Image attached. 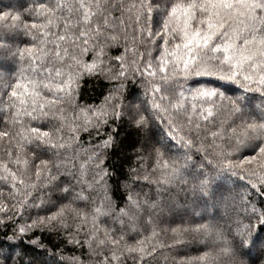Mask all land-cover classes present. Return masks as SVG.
<instances>
[{
  "label": "snow or ice",
  "instance_id": "6c2138e0",
  "mask_svg": "<svg viewBox=\"0 0 264 264\" xmlns=\"http://www.w3.org/2000/svg\"><path fill=\"white\" fill-rule=\"evenodd\" d=\"M0 264H264V0H0Z\"/></svg>",
  "mask_w": 264,
  "mask_h": 264
},
{
  "label": "trees",
  "instance_id": "16d2710c",
  "mask_svg": "<svg viewBox=\"0 0 264 264\" xmlns=\"http://www.w3.org/2000/svg\"><path fill=\"white\" fill-rule=\"evenodd\" d=\"M9 2V0H3V3L4 4H7ZM4 237H3V234L0 233V240H2Z\"/></svg>",
  "mask_w": 264,
  "mask_h": 264
}]
</instances>
